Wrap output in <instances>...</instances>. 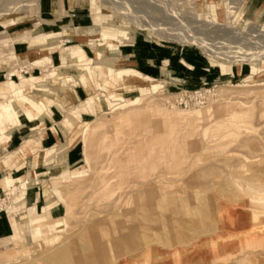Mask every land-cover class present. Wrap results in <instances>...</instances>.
Listing matches in <instances>:
<instances>
[{"label": "rangeland", "instance_id": "obj_1", "mask_svg": "<svg viewBox=\"0 0 264 264\" xmlns=\"http://www.w3.org/2000/svg\"><path fill=\"white\" fill-rule=\"evenodd\" d=\"M12 1L0 0L1 5H8L12 10L0 17L4 29L10 27V20L19 18L22 23L29 17L26 14L35 11V1L27 2L26 10L19 11L12 9L14 4L9 5ZM79 1L87 7L88 14L97 19L98 25L90 29L92 37L98 38L101 30H108L116 41H119L117 32L120 30L135 35L134 57L123 59L137 62L133 70L144 76L147 74L139 59L151 53L148 48L157 56L162 54L161 51L176 49L179 55L191 51L195 58L205 63L208 81L193 82L185 89L166 74L161 77L146 75L159 82L154 93L139 90L131 80L126 84H114L105 77L96 81L80 67L64 61V54L82 48L90 65L94 64V52H97L107 65L114 67L115 61L108 62L111 59L103 54L107 51L112 55L113 48L107 49L104 44L90 46V38L83 44H65L62 38L70 34L67 32L46 38L59 52V60L54 66L48 53L43 51L11 59L35 55L29 64L31 67L39 59L49 58L43 62V67H35L39 71L32 76L38 80L30 82L26 92L29 99L44 105L46 113L54 105L56 92H66L69 86L77 85L87 95L72 107L60 106L62 116L78 109L90 96L99 98L100 107L93 114L80 113L69 129L58 124L68 135L63 133L66 144L61 143L53 149L51 159L77 145L80 162L63 170L78 173L75 178L50 182L49 178L57 177L63 171L49 172L51 160L44 161L46 151H42L40 155L46 165L39 171L41 175L26 178L23 171L18 176H11L18 178L11 194L1 185L5 177L0 180L3 189L0 215L3 217L15 212V219H24L25 190L32 187L40 194L35 216H41L42 206L49 197L53 206H59L61 210L53 218L50 210L47 218L63 220L60 229L45 233L32 243L23 240L29 235L28 225L22 227L20 235L12 232L7 238L8 248L0 251V264H7L11 258L36 263L34 258L55 243L51 239L62 240L81 229L86 238L105 242L108 250L100 256L106 264H209L207 261L211 259L216 264L227 259H231V264H248L253 259L255 264H264V250L257 248L258 242L264 239V0H238L240 4L234 0L241 8L238 21L237 15L226 16L222 12L221 0ZM211 4L218 12L207 8ZM146 28L161 31L150 35ZM44 38L40 37L36 43H41ZM203 49L215 54L209 57ZM221 64L228 67L223 75H220ZM11 71L14 72L11 79L16 84L30 77L27 68L17 67ZM51 73L55 76H50ZM247 75L251 77L244 80ZM81 76L87 88L81 84ZM215 76L220 78L213 81ZM3 81L5 79L1 78L0 82ZM109 95L129 103L114 110L104 101ZM17 105L21 114L24 108L19 102ZM133 109L143 111L125 121L117 119L118 113ZM84 117L88 118L84 120ZM41 127L42 124L38 129ZM103 136L104 141H99ZM37 137L33 135L26 139L37 141ZM83 144L89 147V153L82 161ZM9 152H2L0 157ZM24 159L19 160V164L3 165L19 171ZM134 206L143 207L137 213L141 219L136 221L129 214ZM27 207L35 206L28 204ZM121 215L126 227L141 224L150 227L145 246L150 253L148 260L140 258L143 255L140 250L130 257L115 250L119 242L118 216ZM238 251H242V255L234 259L233 254H241Z\"/></svg>", "mask_w": 264, "mask_h": 264}, {"label": "bare ground", "instance_id": "obj_2", "mask_svg": "<svg viewBox=\"0 0 264 264\" xmlns=\"http://www.w3.org/2000/svg\"><path fill=\"white\" fill-rule=\"evenodd\" d=\"M29 1H36V0H14L11 3L9 2V5L14 4V8H12V9L15 11L16 10L17 11L26 10V3ZM221 1H222V3H221L222 12L224 14H226V16H228V14L237 15L236 20L238 21L237 18H239V15H240L239 11L241 8L240 7H239L240 9L238 8L239 5L237 3H239L241 0L240 1L237 0L238 2L234 1V0H221ZM207 8L212 9L215 12H218L217 8L213 4L208 5ZM11 11L12 10L9 9L8 5H5V4L1 5L0 6V17L2 15L10 13ZM237 21H235V22L237 23ZM20 23L21 22H20L19 18L12 19V20H10L9 26L15 27L16 25H18ZM131 24L134 26L133 23H131ZM158 24L160 25V23H158ZM146 26L147 25H145V27ZM164 27H162V28L164 29ZM165 29H166V27H165ZM158 30H159V28H158ZM146 31H148V34L152 35L153 33L157 34V32L159 34V31H161V30H159V31L156 30L157 32H155L151 28H146ZM231 31H233V30H231ZM162 34H164V33H162ZM184 35H186V34H184ZM229 35H231V34H229ZM114 38H115L114 35L111 34L108 30H101L98 38H96V36L90 37V46L100 47L104 44L107 49H112V48H114L115 44H118V43L124 44V43L130 42L132 40V33L129 31L120 30L117 32V38L119 39V41L114 40ZM221 43H223V42H221ZM201 45H203V44H201ZM217 45H219V43ZM81 49L80 48H74V49L69 50V52H67L63 56L64 61H67L69 63L75 64L76 66L80 67L82 72H84L86 75H88L90 77H94L96 81L105 77L108 82H113L114 84H117L118 82L126 84L128 81L131 80L132 82H134V84H136V87L139 90H142L144 92L148 90L149 93L155 92L159 82L152 81V80H149V79L142 77L141 75H139L137 72H135L131 68L124 67L125 64L122 62H119V63L116 62L117 64L114 67H111V66L107 65L106 61H104V57L101 56L100 54H98L97 52H94L95 53L94 64L90 65L89 62H91V61L87 60V58L85 57V55ZM195 49H197V48H195ZM207 49H209V48H207ZM207 49H203V51L206 52ZM210 49H211V46H210ZM212 49H214V48H212ZM197 50L200 51L199 49H197ZM208 51L206 52L207 53L206 55H208L209 57L213 56L214 52L209 51L210 52L209 53ZM24 56H26V55H24ZM216 56H217V54H216ZM44 61H48V60L45 58H41L37 62L31 64V67H43ZM110 61H112V60H108V62H110ZM226 68H228V67H226L223 64L220 65L219 69H220V73L222 75L225 73ZM19 71H21V70H19ZM48 71H50V70H48ZM252 72H255V71L253 70ZM29 75H30V77L28 80H22L19 77V75H17L19 77V79H21V82L19 84H16L11 79V77L14 76V72L11 71V72L7 73L5 81L0 82V147H1V145H4L5 143H7L9 141L10 134H11L12 130L20 125V120H19L20 117L24 118L28 122H34L36 120H41L43 117L47 116L44 105L41 102L32 101L26 95L27 87L29 86V83L32 81L38 80V78H34L31 74H29ZM49 75L55 76V74H53V73H51ZM249 77H251V75L250 76L247 75L243 79L245 80V79H248ZM81 82H82L81 84H83L85 86V88H87L83 76H81ZM147 82H149V85ZM129 86H131V85H129ZM104 101L109 105L110 108H114V110L122 109L126 104L129 103L126 101H122L121 98L118 96L116 97V96H111V95H109L108 97H105ZM17 102L21 103L22 108H24L22 110L21 114L19 112ZM114 102H117V103L112 104ZM99 107H100L99 106V98L97 96H90L80 103V105L78 106V109L76 108V109L70 110L69 112H65L62 116L61 121L59 122V125L64 129H69L73 126V123L77 120L80 113H82V114L92 113L93 114L94 112H97L99 110ZM142 111L143 110L133 109V110H130L128 112H120L117 114V119L120 121H125V120H128L130 118L135 117L136 115H141ZM82 125L84 126V125H86V123H84ZM104 138H105L104 136H103V138L99 137L98 140L103 142ZM98 140H96V142H98ZM37 148H38V142L37 141L25 139L15 150L7 153L1 159L2 164L6 165V166H11L13 164H19V160H22L23 158L33 157V156L35 157V153L38 151ZM88 153H89V147L86 144H83L82 145V151H81V160L82 161L87 159ZM52 155H53L52 150L46 151L43 155V160L44 161L50 160ZM111 157L112 158L114 157V153L111 154ZM64 171L63 172L61 171L62 173H60V175L57 177L49 178V181L54 183L58 179L75 178L78 175V173H76V172L73 173V171H72V174L66 173ZM166 174H168V173H166ZM17 181H18V179H13L10 175H8L3 179L1 185H2L3 189L6 188L9 191V194H11L14 191V183H16ZM66 182H67V180H66ZM146 186H149V184H147ZM23 187L24 186L21 185L22 190H24ZM137 189H138V187H137ZM147 194L148 193H146V195ZM137 195H139V194L137 193ZM48 198L49 197L46 198L45 205L42 206L41 216H35L36 211H35L34 207H26L24 211L22 210L23 213L25 214V217L22 220L15 219V212L14 213L11 212L9 214V216H8L9 225H10V229L14 235H16V236L20 235L21 231H22V227L26 224V225H28L29 235L27 238H23V240L26 243H32L35 239H37L38 237H41L45 233L52 232L53 230H58L61 228L62 225H60V224L63 220L52 221V220L47 218L48 212L54 207L52 202L49 201ZM157 201H159V200H157ZM142 210H143L142 206H134L131 208V211L129 214H132L133 219L136 221L138 219H141L137 216V213H138V211L141 212ZM166 210H167V208H166ZM118 217H120V220L117 222L118 226H119V230H118L119 242H118L117 246H115V250L117 251V253L121 254L123 256H126V257H130L132 255L138 254L137 252L140 250V251H142V254H143V255H141L140 258L143 259V261L148 260L150 258V253L148 251H146L145 246H146V243L148 241L147 231L150 230V227H147L143 224L139 225L138 227H132V228L126 227L124 224L123 215L118 216ZM142 219H145L144 216ZM208 222H209V220H208ZM165 223H166V220H165ZM182 237L184 238L183 235H182ZM175 239H176V237H175ZM54 240H55V243H53L50 246V248L46 249L43 253L38 255L37 258H34L36 263H31V262L28 263L25 260L24 261H19V260L17 261L16 259L11 258L10 261L7 262V264H106L105 260L101 259L102 257L100 256V255L106 253L108 250L107 246H105V242L97 240L95 238H86L85 232L82 229L75 232V233L70 234L68 237H66L62 240L51 239L50 241H54ZM0 242H1L0 251H5L8 248L7 239L1 240ZM257 248L264 250V239H262L260 242H258ZM237 253H239V254L241 253V254L238 256H236L237 255L236 253L233 254L232 257L234 259L238 258V257L240 258L242 255V251H240V252L238 251ZM0 259H2V258H0ZM214 261L215 260L211 259L210 261H207V262H210L209 264H216ZM243 261L248 263L245 259ZM107 264H109V263L107 262ZM220 264H231V259L224 260ZM248 264H255V259H253L252 262L248 263ZM257 264H260V263L258 262Z\"/></svg>", "mask_w": 264, "mask_h": 264}, {"label": "crops", "instance_id": "obj_3", "mask_svg": "<svg viewBox=\"0 0 264 264\" xmlns=\"http://www.w3.org/2000/svg\"><path fill=\"white\" fill-rule=\"evenodd\" d=\"M34 10V13H30V15L26 14L25 16L29 17L15 27L4 29L0 25V79H5V75L17 67L27 68L28 74L31 75L39 71L38 68L29 66L36 58L35 55H30L27 59L11 60L21 58L34 51L48 53L51 65L54 66V63L59 60V52L57 53V47L54 43L47 41V37L67 32L70 34L62 38L65 44H83L90 36H94L91 34L90 29L98 25L96 22L97 19L93 15L90 16L88 14L87 7L79 0H36ZM40 37H45V40L43 39L41 43H36ZM135 41V35L132 33V40L130 42L118 44L117 47L111 50L112 55L107 51L103 52V54L107 55L115 63L122 62L125 64L124 67H129L133 70V68L137 67V62L134 60L124 61L123 59L134 57L132 46L135 44ZM148 49L151 50V53L144 57L140 56L139 59L140 63L142 62L146 68V71H144L147 73L146 75L161 77L166 74L176 85L179 86L181 84L185 89H188L193 82L194 84H198L200 80L208 81V74L205 73L206 65L203 61L194 57L195 53L188 51V53L179 55V52L175 49V51H161L162 54L157 56L154 52L152 53L151 48ZM88 51L92 54L91 50L88 49ZM84 55L86 57L85 53ZM49 58L47 57V60ZM137 73L146 79L155 81L148 76L146 77V75L144 76V74ZM220 75L222 74L220 73ZM219 78V76H215L213 81ZM69 87L66 92H56L57 96L55 98L53 97L54 105H52L48 113H46L47 116L42 118L41 121L28 122L22 118L20 125L12 130L9 141L1 145L0 154L15 150L26 138L32 137L33 135L39 136L37 137V142L40 150L35 157L25 158L23 161L24 164L19 171H16L15 168L8 169L5 167L2 164L1 155L0 180L8 175L18 176L23 171H25L26 178L31 175H41L39 171L46 165L42 162L41 152L56 149L61 143L66 144V140L64 141L63 139V133L65 135L68 134H66L64 129L58 127L62 118L60 106L64 108L72 107L78 101H81V97H86L87 95L84 89L78 85ZM86 118L88 117H84L83 119L85 120ZM40 124H42V127L38 129ZM76 148L77 145L65 151L58 158L50 159L51 162L49 165L52 167L49 169V172L63 171L64 169L78 165L80 159L79 152ZM34 162L36 166L33 165L32 167ZM29 180H32V177ZM2 191L3 189L0 187V192ZM39 199L40 194L38 192H35L32 187L26 188L24 195L26 207L29 204L30 206L34 205V208L37 209ZM60 210L59 206H55L51 209L50 216L52 218L57 217ZM11 234L12 231L8 216L3 217L0 215V240L9 238Z\"/></svg>", "mask_w": 264, "mask_h": 264}]
</instances>
